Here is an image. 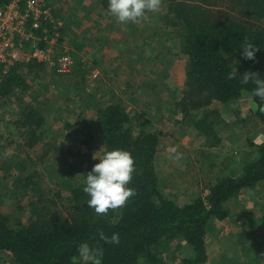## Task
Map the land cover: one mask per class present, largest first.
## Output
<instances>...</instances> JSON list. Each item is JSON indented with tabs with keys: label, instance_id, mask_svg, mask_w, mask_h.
Instances as JSON below:
<instances>
[{
	"label": "rangeland",
	"instance_id": "rangeland-1",
	"mask_svg": "<svg viewBox=\"0 0 264 264\" xmlns=\"http://www.w3.org/2000/svg\"><path fill=\"white\" fill-rule=\"evenodd\" d=\"M85 1L82 0L81 8L78 0H53V9L57 7L58 12L54 14L63 20L62 41L56 55L69 57L68 70L59 71L57 63L54 66L49 61L35 80L25 66L20 73L29 87L17 88L4 107L0 101V211L15 213L27 221L32 212L28 203L43 193L48 202L50 196L59 207L66 206L63 201L69 204L70 184L76 185L83 176L78 173L72 178L66 170L72 165L84 169L88 164L86 161L82 165L83 158L103 155L97 123L99 104L121 102L139 125L146 124L150 130L160 132L162 145L165 144L157 155L160 184L167 191L166 196L178 204L189 202L200 192L206 194L205 189L217 177L230 169L235 174L255 159L253 144L264 141V123L254 115L256 104L251 97L229 105L219 101L211 105L223 138L218 146L205 145L194 128L180 121L183 114L175 105L183 96L185 83L176 84L175 88L169 85L186 81L183 71L188 56L180 48L179 28L167 23V16L173 15L170 5L176 0H161L159 11L148 12L127 24L110 19L102 8L111 29L100 28L98 16L102 13H96L100 0ZM204 5L217 12L224 7L209 2ZM96 34L102 35L103 42L94 40ZM112 34L118 39L110 38ZM113 60L116 64L110 63ZM173 67L177 73L183 72L180 79L177 74L170 75ZM116 69L120 72H110ZM25 104L38 105L43 117L34 136L28 135L27 127L20 130L14 121ZM30 138L37 142L32 147L28 144ZM18 162L25 163L24 174L36 172L31 180L38 182L43 192L29 190L23 195L26 187L15 185ZM263 194L264 182L235 197L229 204L228 218L211 222L206 264H264V226L260 221ZM19 206L25 209H17ZM159 250L164 264H179L193 253L184 241L172 242ZM11 260L7 252L0 251V264H14Z\"/></svg>",
	"mask_w": 264,
	"mask_h": 264
},
{
	"label": "trees",
	"instance_id": "trees-1",
	"mask_svg": "<svg viewBox=\"0 0 264 264\" xmlns=\"http://www.w3.org/2000/svg\"><path fill=\"white\" fill-rule=\"evenodd\" d=\"M200 1H172L170 12L173 15L167 16V23L179 28L180 48L188 56L183 96L175 107L183 114L180 121L194 128L205 145L218 146L223 138L218 121L213 118L211 105L214 102L229 105L242 97H251L256 104L254 115L264 123V101L253 95L256 85L251 80L247 85L241 83L242 76L248 72L258 73V78L264 79V0ZM100 2L109 6V0ZM207 2L224 7L217 12L205 6ZM245 41L260 49L255 60L243 57ZM25 66L29 69L28 75L36 80L45 62L36 59L25 65L19 62L2 75L0 101L3 107L17 88L29 87L26 77L20 73ZM234 68L238 69V74L235 79H229ZM100 105L97 123L103 153L121 149L132 155L135 171L128 187L136 194L123 207L97 215L88 207L89 197L83 188L87 173L99 160L91 156L83 158L82 165L87 161V167L72 165L66 170L72 178L78 173L83 176L76 185L71 182L70 195H67L69 204L63 201L66 206L59 207L50 196L48 202L43 193L28 203L32 212L27 221L15 213L0 211V251L7 252L14 264H82L78 248L87 243L103 251L102 264H164L159 249L184 241L193 253L179 264H206L211 222L228 218L230 202L264 182V141L253 144L256 157L242 165L240 174L230 169L205 189L206 194L200 192L189 202L178 204L161 188L157 155L165 144L162 145L160 132L150 130L146 124L139 125L121 102ZM36 106L22 105L18 113L15 109L17 127L20 130L27 127L30 136H34L43 122ZM29 140L31 147L37 143L33 138ZM24 164L18 162L20 170L15 185L26 187L25 196L29 190L43 192L39 183L31 180L36 172L24 174ZM260 221L264 226V211ZM101 232L108 237L118 233L119 244L105 243L100 239Z\"/></svg>",
	"mask_w": 264,
	"mask_h": 264
},
{
	"label": "clouds",
	"instance_id": "clouds-1",
	"mask_svg": "<svg viewBox=\"0 0 264 264\" xmlns=\"http://www.w3.org/2000/svg\"><path fill=\"white\" fill-rule=\"evenodd\" d=\"M161 0H109L110 14L121 24L136 22L148 12L159 11ZM242 55L247 60H255L260 49L251 42L245 41L242 46ZM238 69L229 73V79H235ZM241 83L247 85L251 80L255 85L253 95L264 101V79L258 78V73H245ZM98 159L92 170L87 173L83 191L88 195L87 205L95 210L97 215L107 214L109 210L123 207L129 198L136 193L130 184L135 171V162L132 155L121 149L106 151L102 156L94 155ZM100 239L108 244H119L118 233L111 237L100 233ZM79 259L82 264H102L103 251L92 248L83 243L78 248Z\"/></svg>",
	"mask_w": 264,
	"mask_h": 264
},
{
	"label": "built area",
	"instance_id": "built-area-1",
	"mask_svg": "<svg viewBox=\"0 0 264 264\" xmlns=\"http://www.w3.org/2000/svg\"><path fill=\"white\" fill-rule=\"evenodd\" d=\"M53 0H0L1 75L16 63L49 62L67 71L71 60L57 56L62 41L63 20L54 14ZM97 76V74H94Z\"/></svg>",
	"mask_w": 264,
	"mask_h": 264
},
{
	"label": "crops",
	"instance_id": "crops-1",
	"mask_svg": "<svg viewBox=\"0 0 264 264\" xmlns=\"http://www.w3.org/2000/svg\"><path fill=\"white\" fill-rule=\"evenodd\" d=\"M82 2V0H78V6L79 7H81V3ZM84 2H86L85 0H84ZM56 5H54V7H55ZM82 8V7H81ZM102 8L103 9H105V11H107V13H109V15H110V19L112 18H114L111 14H110V12H109V6L108 7H105L101 2H100V5H98V8L96 9V13L99 11V12H101L102 14H103V16H102V14H99L100 16H98L99 17V21H100V23L102 24L101 26H100V28L102 29V28H110L111 29V25L108 23L109 22V20L108 19H106V18H104V15H106L105 14V11H103L102 10ZM57 11V7L55 8V10H54V12H55V14L56 15H58V12H56ZM74 12H76V11H74ZM102 16V17H101ZM107 16V15H106ZM101 17V18H100ZM66 23H67V21H66ZM67 24H69V23H67ZM71 25H72V23H71ZM102 34H103V36H107L106 35V33H105V30H102ZM96 36V38L94 39L96 42H99V43H101V42H103V39H102V35L101 34H96L95 35ZM110 38H113V40L115 39V40H117L118 39V37H117V35H110ZM111 39H109L108 41H110ZM117 56V55H116ZM104 59H106L105 57H104ZM110 60V59H109ZM116 60H118V59H116ZM110 63H113V64H116V62H115V60H113V62H110ZM186 68V67H185ZM110 70V69H109ZM112 74L114 73V72H116V73H118V72H120V71H118L117 69L116 70H113V71H110ZM171 76H174L175 77V74H177L178 76V79H180V75L183 73V72H186V70H184L183 72H179V73H177V70L173 67V68H171ZM174 81H176V80H174ZM184 83H185V80L184 81H181V82H175V85L174 84H170L169 85V87H173V88H175L176 87V84H181V85H184ZM163 86L164 87H166V85L165 84H163ZM181 87V86H180ZM179 87V88H180ZM161 152V149H160V151H159V153ZM242 172V170L241 171H239V172H236L235 174H240ZM160 179H161V175H160ZM260 186V185H259ZM164 191V193H166L167 191H165V190H163Z\"/></svg>",
	"mask_w": 264,
	"mask_h": 264
}]
</instances>
